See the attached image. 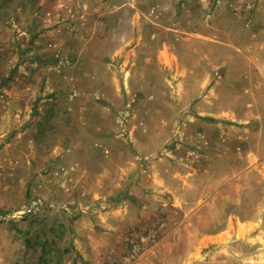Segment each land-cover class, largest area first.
I'll return each instance as SVG.
<instances>
[{
  "label": "rangeland",
  "instance_id": "rangeland-1",
  "mask_svg": "<svg viewBox=\"0 0 264 264\" xmlns=\"http://www.w3.org/2000/svg\"><path fill=\"white\" fill-rule=\"evenodd\" d=\"M263 43L264 0H0V264H264ZM161 159L192 162L187 208L175 170L133 191ZM130 201L149 216L84 257L76 220Z\"/></svg>",
  "mask_w": 264,
  "mask_h": 264
},
{
  "label": "crops",
  "instance_id": "crops-1",
  "mask_svg": "<svg viewBox=\"0 0 264 264\" xmlns=\"http://www.w3.org/2000/svg\"><path fill=\"white\" fill-rule=\"evenodd\" d=\"M264 47V43H263ZM250 60L255 61L257 63L256 70L259 72L260 77L264 80V58L262 55L258 54L254 58H250ZM206 73L203 76V86H206L210 84L211 82L209 79L205 77ZM260 84L257 82V85ZM259 86V85H258ZM257 86V87H258ZM213 92V91H212ZM214 97H217L214 95ZM246 108L243 113H237L231 108H227L226 110H223L219 107L216 109H210L209 111H218V113H214V117H218L220 120H228V121H235L237 122H245V120H242L243 116H249V120L252 118V113L248 108ZM204 109V108H203ZM205 110V109H204ZM207 111V110H205ZM251 116V117H250ZM258 117V116H257ZM233 125V124H232ZM236 125H234L235 128ZM231 131V130H229ZM237 130H235V133ZM239 133V132H238ZM251 135V133L249 132ZM245 134L244 137L235 135L233 138L231 137H223L219 140V147L218 149L214 150L215 155L214 156H206L201 157L199 159L203 160V165L201 170H195L194 166L191 164L193 161V157L196 155H199L198 152H184L183 150H177L180 155H186L188 159H191L190 163L186 165L185 167H181L178 165L177 167L171 165L173 162L169 161L168 159H161L154 161L148 169L145 171V174L141 175L139 178V185L134 187V192H138V197L142 196V192L139 191L142 190V186L146 183H149V185H152L154 189H159V183L162 182V179L160 176L165 174L173 173L172 171H177L176 180H175V187L171 190V192L174 195V198L176 201H178L179 205L190 206L193 201L190 199V195H188V190L192 191L193 189H196V186L190 182L189 178L193 175V171H197L198 178L197 183L201 186H205L206 182V176L209 178L211 176V173L213 171H216L217 169H210L211 166L208 164V159L211 161H216L217 159L222 158L226 161L228 157L230 158H243L242 154V141L244 139H247V141L251 138H249ZM248 137V138H247ZM173 153H177L176 151H173ZM216 156V157H215ZM213 157V158H211ZM257 158V155L253 154L251 155V158ZM187 159V160H188ZM207 160V161H206ZM208 165V166H207ZM225 166V165H224ZM235 166V164H234ZM168 167V168H167ZM223 167V166H222ZM232 167V166H231ZM162 168H166V173L161 170ZM225 168V167H224ZM236 168V166H235ZM234 168V169H235ZM233 170V167L231 168ZM225 169H220V172H222ZM171 171V172H170ZM173 177H175L173 175ZM198 194V192H195ZM194 198V197H193ZM136 201H130L127 204H124L120 209H115L114 211H107L106 213H100L97 214L98 220L97 223H95L92 218L88 215H83L79 217L76 220V226H77V239L76 245L78 247V250L84 257H90V259H94V256L97 255V253L100 250V247L102 245H111V242L118 243L122 238H125V231L127 228L131 226H135L136 224L140 223L144 217L149 216L148 209L145 206L146 204L139 201L138 203H135ZM82 224H86V228L82 229L79 227ZM98 225V226H96ZM102 230V231H101ZM82 239L84 241H82ZM84 243V245H82Z\"/></svg>",
  "mask_w": 264,
  "mask_h": 264
},
{
  "label": "bare ground",
  "instance_id": "bare-ground-1",
  "mask_svg": "<svg viewBox=\"0 0 264 264\" xmlns=\"http://www.w3.org/2000/svg\"><path fill=\"white\" fill-rule=\"evenodd\" d=\"M161 58H163L165 64L170 65V66L172 65V56H170L167 49L163 50L161 54Z\"/></svg>",
  "mask_w": 264,
  "mask_h": 264
},
{
  "label": "built area",
  "instance_id": "built-area-1",
  "mask_svg": "<svg viewBox=\"0 0 264 264\" xmlns=\"http://www.w3.org/2000/svg\"><path fill=\"white\" fill-rule=\"evenodd\" d=\"M135 250H137V249H136V246H134V251H135Z\"/></svg>",
  "mask_w": 264,
  "mask_h": 264
}]
</instances>
